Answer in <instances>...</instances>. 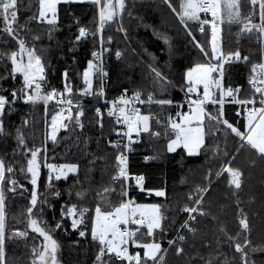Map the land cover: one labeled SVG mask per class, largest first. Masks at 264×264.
Here are the masks:
<instances>
[{
    "label": "trees",
    "instance_id": "obj_1",
    "mask_svg": "<svg viewBox=\"0 0 264 264\" xmlns=\"http://www.w3.org/2000/svg\"><path fill=\"white\" fill-rule=\"evenodd\" d=\"M243 17L251 16L253 22L258 23V15L253 13L252 6L248 0H240ZM174 6L179 10V0H172ZM19 15L18 24L26 25L30 31L20 30L21 38L27 40L29 45L35 44L38 53L40 49L47 62L46 75L48 83L45 90L55 87L59 91L64 90L63 72H68V81L73 88L74 102H79L83 108L84 116L81 121L83 129L70 125L67 132L63 129L57 136V141L53 143L47 139V162L48 163H76L79 164V172L68 177L67 180H53L55 187L51 191H59L61 195L55 197L49 194L47 189L48 169L41 167L39 179V192L48 197V204L44 205L43 219L49 224H54L61 220V209L66 205L76 203L79 207H89L94 209L100 202V195L105 187L115 188V192L107 193L111 204H118L121 199H132L136 204H160L161 211L166 216L164 226L167 231L162 235L157 234V239L161 241L163 249L167 250L168 241L171 240L180 228L185 217L180 209L191 202L188 197L195 195V189L206 187L208 183L205 178L211 171V191L207 193L202 207L206 215L199 218L196 225V234H191L188 240L180 245L185 251L181 255H176L175 247L171 248L164 260V264H208L212 260L213 264H222L225 259L229 264H241L240 254L235 251L234 243L243 242L245 233L243 232L239 220L246 216L250 225L251 240L246 251L249 252V260L256 264H264V251L252 252L251 248H264V216H262L260 204L264 205V185L258 189V194L252 196L256 185L251 183L250 189L245 185V177H242V187L236 190L230 185L231 177L227 172H221L217 179V173L230 164L234 168L244 170L249 165L264 164L255 150L246 145L241 148L242 143L239 138L229 130L210 132L206 136L205 148L200 150L199 156H188L184 149H179L176 153L170 154L166 150L168 138L165 136L154 137L150 134H142L140 142L134 145V151L130 158V173L132 176H144V189L139 191L131 184H115L111 177L116 173L115 156L116 149L108 145L109 140H113V129L116 124L112 118L103 111L102 97L93 96L88 99L85 95H79L81 89L85 87L82 73L87 68L89 60H93L92 52L99 49L98 41L92 37L81 40L73 45L75 36L78 35V27L85 26L93 31L98 27V9L91 3L60 4L58 6L59 24L57 31L52 33V40H49L47 31L51 27L46 23H37L30 17L37 15L39 10L38 0H18ZM127 8L123 17V26L127 30V38L122 31H118V24L108 23L104 28L105 47H110L111 52L107 55L108 79L105 84V99L108 101L116 99L125 89L131 94L135 91L141 93H154L155 98H171L172 105L160 106L152 104L144 114L151 112L153 116V131L163 133V125L171 118L174 120L179 111L177 105L181 102L183 95V74L196 63L206 62L205 58L195 46L192 36L196 41L208 47L210 40V27H205L203 34L199 31L197 22H189L186 29L179 21L178 17L168 8L164 0H126ZM132 15H127V12ZM211 19V16H210ZM79 21V24L76 23ZM4 23L0 19V29ZM191 31L192 36L188 35ZM39 35L38 41H33L32 36ZM112 37L111 45H106L107 37ZM162 36L168 37L171 47L165 44ZM223 47L225 52L239 49L241 55H247V63H237L231 66L226 65L225 83L233 87L242 88L241 96L251 95L248 85V78L251 65L261 60V49L259 37L255 31L251 34L242 33L238 24L229 25L227 22L222 26ZM4 41H7L5 43ZM17 45L6 33L0 31V49L4 51L15 50ZM121 51V58L115 56L116 51ZM158 69L164 76L172 81L170 85H161L151 68ZM11 69L10 61L6 58L0 59V75H8ZM3 87H20L22 78L17 75L15 80L11 77L2 81ZM99 86L97 78H94L93 90ZM7 95L8 93H4ZM51 103V102H49ZM213 110V106L209 105ZM14 110L5 118L6 129L12 136L0 137V156H3L6 164H13L17 169L26 166L27 158L21 154L12 156V152L19 150L16 148L15 129L21 126L24 119L30 121V125L25 129L29 146L40 147L45 144L47 126L51 115L58 108L54 103L45 106L40 103L24 105L21 100H17L13 105ZM102 108L104 113V128L101 129L97 123L96 109ZM239 106L225 103L224 118L234 126L244 130L246 116L239 114ZM76 109L73 108L75 114ZM160 124L156 123V119ZM207 128L211 129L212 124L205 121ZM171 136V133H169ZM220 152L214 154L216 146ZM225 151L227 155H225ZM43 155V153H42ZM235 156V159H233ZM145 157H158L148 159ZM258 169V168H257ZM195 172L206 171L196 177ZM193 173V175H192ZM24 185L27 191L18 189L17 193H6V237H5V259L7 264H32L35 259L32 249H39L43 238L34 233L28 227L26 209L29 206V197L32 185L25 183V173L19 171L11 174ZM192 177H191V176ZM264 184V176L261 177ZM215 182V183H214ZM127 189L128 195L121 197V188ZM87 191L88 195L84 199H78L77 191ZM163 190L165 196L157 197L155 191ZM251 193L250 194L248 193ZM71 193V195H69ZM261 193V194H260ZM262 197V199H261ZM252 217H251V207ZM242 210V211H241ZM35 216L36 213L34 212ZM94 215L89 211L85 216V223L80 226L86 231V236H79V229L73 231L70 218L63 220L64 228L53 233L54 238L60 244L58 252L59 264H94L97 253V244L92 241L90 227L91 221L88 219ZM214 217V218H213ZM257 226V228H256ZM66 229V230H65ZM224 229L225 231H221ZM146 231V229H142ZM17 232H25L26 236L15 235ZM236 237L239 234V241H229L227 236ZM150 240V237H143ZM135 251H141L136 249Z\"/></svg>",
    "mask_w": 264,
    "mask_h": 264
},
{
    "label": "snow or ice",
    "instance_id": "obj_2",
    "mask_svg": "<svg viewBox=\"0 0 264 264\" xmlns=\"http://www.w3.org/2000/svg\"><path fill=\"white\" fill-rule=\"evenodd\" d=\"M91 3L98 9V27L95 31L85 27H78V35L75 36L73 45L78 44L81 40H87L92 37L94 41H98L100 47L92 52L93 60H89L87 68L82 73L83 83L85 87L80 90L79 95H95L105 97L106 93L103 84L99 86L97 91L93 90L94 78L101 79L107 76L104 71V54L111 52L110 47H105V37L103 35L105 25L108 23L118 24V31L124 33L127 38V30L123 26V17L126 12V0H38V14L30 17L37 23H46L51 26L47 35L52 40V33L59 30L58 6L73 3ZM168 8L178 17L180 23L189 28V22H197L201 34L205 32V25L210 27V40L208 47L196 41L191 31L188 35L192 36L195 46L199 49L206 62L196 63L189 67L183 74L182 91L185 92V102L188 106L186 113L177 112L179 120L168 119L163 125L164 131H153L151 112L142 114L137 104H157L160 106L172 105L171 98H155L154 93H149L142 98L140 91H135L131 97L127 96V89L124 94L117 99L108 101L111 107L107 111V116L114 118L116 125H122V128H115V134L120 139L109 140L108 145L116 149V173L111 177L113 182H121L130 179L127 171L128 155L133 152L134 144L140 142L142 134H150L154 137L162 135L168 138L166 150L174 153L177 149H184L188 156H199L200 150L205 148L206 136L210 132H219L221 130H230L242 142L240 147L245 144L264 160V62L254 63L251 65V71L248 78V85L251 95L242 97L240 86L233 87L225 83L226 73L228 69L226 65L231 66L237 63H247L249 57L242 56L239 49L235 51L225 52L223 47L222 26L227 22L229 25L238 24L241 26L242 33L251 34L255 31L259 38L264 39V0H248L252 6L253 13L258 15L259 22H253L251 16L243 17L241 12L240 0H179V10L173 5L172 0H164ZM18 0H0V19L3 20L4 27L0 31L7 34L12 41H15L17 48L15 50L4 51L0 49V59L6 58L10 61L11 69L8 75H0V137L12 136V133L6 129L5 118L14 110L17 100H21L25 104L33 106L42 103L45 106V114L47 113V105L49 102L55 101L58 105H63L58 112L51 118L50 137L46 134L45 144L40 147L29 146L25 129L29 127L30 121L24 119L21 126L15 129L16 148L19 153L14 150L11 154L15 157L21 154L27 158L26 166L17 169L13 164L5 163L3 156H0V264H7L5 259V237H6V193H17L18 189L28 191L23 184L19 182L11 174L19 171L26 173L32 185L29 197V206L26 209L28 227L34 233L43 238L39 249L33 248L32 254L34 260L32 264H59L58 252L60 244L54 238L53 233L64 228L63 220L70 218L71 228L73 231L79 229V236L85 237L86 231L80 226L85 223V216L89 211H93L94 215L88 219L91 221L90 233L91 239L97 244V253L95 255L94 264H164L166 250L163 249L162 243L157 239V234L162 235L167 231L164 226L166 216L161 211L160 204H136L132 199H121V201L113 205L108 199L107 193L115 192L116 189L105 187L100 195V202L94 209L89 207H79L76 203L70 206L66 205L61 209V220L54 224H49L43 219L44 205L48 204V197L41 199L42 193L39 192V179L41 175V167L48 169L47 189L49 194L59 197L61 193L51 191L55 187L53 180H67L69 174L79 172V164L76 163H48L47 162V139H51L53 143L57 141V134L60 129L67 132L70 125L83 129L84 124L81 117L84 111L79 102H74L73 88L68 81V72L64 71V90L59 91L55 87L45 90L48 83L47 62L42 54L44 49L37 51L35 44L29 45L26 39L21 38L20 30L30 31L26 25L18 24L19 15ZM204 14L202 18L201 14ZM210 14L211 19L206 17ZM127 15L131 16L129 11ZM79 24V21H76ZM165 44L171 47L168 37H161ZM39 35H33L32 40L38 41ZM7 43V41H4ZM112 37H107V44L111 45ZM115 56L119 59L122 56L121 51H116ZM95 61V62H94ZM158 82L163 85H170L172 81L164 76L158 69L151 68ZM19 75L22 78L20 87L9 86L4 88L2 81L7 80L9 76L15 80ZM8 93L5 95L4 93ZM233 103L243 107L246 113V124L244 130L239 126H234L224 118L225 103ZM209 105L216 106L213 113L209 109ZM183 108L184 105H177ZM73 108L76 109L75 114ZM239 115V113H237ZM97 123L101 129L104 128V113L99 108L96 109ZM212 124V128H207L205 121ZM156 123L160 124L157 118ZM171 133V136H169ZM220 148L217 145L214 154L218 155ZM43 153V155H42ZM227 155V152L224 153ZM158 157H145L148 159H156ZM235 159V156H233ZM221 172H227L230 179V185L236 190L242 187L243 172L239 168H234L230 164L225 165ZM211 171L208 173V186L197 187L195 195L190 194L188 199L191 206L185 204L180 211L187 213V217L180 225L177 232L176 240H169L168 245L171 248L177 245V241L184 242L186 236L180 234V231L186 230L193 235L196 234V228L192 226V222L197 220V216H205L207 213L202 207L205 194L210 190ZM144 176L135 177L136 184L140 191H145L143 187ZM71 195V193H69ZM88 195L87 191L81 190L76 192L78 199H84ZM128 195L127 189L121 188V197ZM157 197L165 196L163 190L155 191ZM242 211V210H241ZM36 213L34 216L33 213ZM214 218V217H213ZM243 232L246 234L244 241L235 242L234 248L240 254L241 264H256L255 261L249 260V252L246 251L251 240L248 239L250 234V225L246 216H242L239 220ZM135 225V228H130ZM146 229V231H141ZM66 230V229H65ZM221 231H225L221 229ZM15 235L26 236L25 232H17ZM229 241H239V234L236 237L227 235ZM150 237V240H144L143 237ZM130 247L141 249V251L130 252ZM176 255L184 253L183 246L175 247ZM252 252L264 251V248H251ZM208 264H213L212 260ZM222 264H229L227 259Z\"/></svg>",
    "mask_w": 264,
    "mask_h": 264
},
{
    "label": "built area",
    "instance_id": "obj_3",
    "mask_svg": "<svg viewBox=\"0 0 264 264\" xmlns=\"http://www.w3.org/2000/svg\"><path fill=\"white\" fill-rule=\"evenodd\" d=\"M201 16H202V18H204V14L202 13L201 14ZM207 19H209L210 20V14L206 17ZM207 25H205V27H206ZM106 45L108 46V44L106 43ZM259 45H260V49H261V60L258 62V63H260V62H264V39H262V38H259ZM107 55H108V52H105V54H104V64H103V67H104V71H106L107 72V76H105V77H103L102 78V80L101 79H98L97 78V82L99 83V86L101 85V83L103 84V88L105 87V84L107 83V79H108V70H107V68H106V65H107ZM95 62V61H94ZM99 86H98V88H97V90L99 89ZM250 88V87H249ZM96 90V91H97ZM242 91V90H241ZM124 94V92L121 94V95H123ZM121 95H119V96H121ZM148 95V94H147ZM147 95H142V98H145ZM88 99H91V98H93V96L94 95H85ZM118 96V97H119ZM127 96L128 97H131L132 96V94L131 93H129L128 91H127ZM117 97V98H118ZM116 98V99H117ZM106 99H105V97H102V106H103V111H105V113L107 114V111H108V109L111 107V105L110 104H106L104 101H105ZM23 103V102H22ZM51 103H54L57 107H59V108H61V107H63V105H58V104H56V102L55 101H52ZM51 103H49V104H51ZM24 105H30V104H25V103H23ZM48 104V105H49ZM154 104V103H153ZM230 104H233V103H230ZM152 105V104H151ZM151 105H149V104H143V105H141V104H137L136 105V107H138L139 109H140V111H141V113L142 114H144V112H145V110L147 109V108H149ZM178 105H184V107L183 108H179V111L178 112H183V113H186L187 111H188V106H187V103L185 102V94L183 95V98H182V100H181V102L178 104ZM233 105H237V104H233ZM237 106H239V108H240V110H239V114H244L245 116H246V113L244 112V110H243V107L242 106H240V105H237ZM100 110H101V112H102V108H99ZM180 117L176 114L175 115V117H174V119L176 120V119H179ZM112 120L114 121V118H112ZM122 128V125H116V128ZM117 139H120V137H117L116 136V134L114 133V137H113V140H117ZM136 144H138V143H136ZM136 144H134V145H136ZM134 145L132 146V147H134ZM132 154H133V152H130V153H127V155H128V168H127V171H128V173H129V175H130V179H128V180H126V181H121V182H114L115 184H119V183H124V184H131V182L133 181L134 182V187H136L139 191H140V189H139V187L137 186V184H136V180H135V177L136 176H132L131 175V173H130V158H131V156H132ZM116 171H117V169H116ZM211 179V181H212V177L210 178ZM218 180V178L215 180V182ZM144 182H145V180H144ZM144 182H143V187H144ZM205 182H207V183H209V180H208V177H206L205 178ZM214 182V183H215ZM208 193V192H207ZM207 193L205 194V197H204V199L206 198V195H207ZM182 214L184 215V217H185V219H186V217H187V213H183L182 212ZM201 216H197V220L195 221V222H192V226L193 227H195L196 228V225H197V223H198V220H199V218H200ZM184 219V220H185ZM184 222V221H183ZM130 228H135L136 226L135 225H130L129 226ZM142 230V229H141ZM179 230H180V228H179ZM178 230V231H179ZM177 231V232H178ZM180 234H182V235H185L186 236V240L184 241V242H180V241H177V245H182V244H184L187 240H188V238H189V236L192 234V233H189V232H187L186 230H183V231H180ZM177 239V233L174 235V237L171 239V240H176ZM174 246H176V245H173L171 248H173ZM170 247H169V245H168V248H167V250H170L171 249ZM130 252H135V250H136V248H134V247H130Z\"/></svg>",
    "mask_w": 264,
    "mask_h": 264
},
{
    "label": "rangeland",
    "instance_id": "obj_4",
    "mask_svg": "<svg viewBox=\"0 0 264 264\" xmlns=\"http://www.w3.org/2000/svg\"><path fill=\"white\" fill-rule=\"evenodd\" d=\"M96 21L98 22V18L96 19ZM94 83V82H93ZM142 95H147L146 93H142ZM29 106V105H28ZM48 106V105H47ZM212 106V105H211ZM214 108H213V113H215V111H216V106H213ZM60 110V108L58 107L57 109H56V111L55 112H53L52 113V115H51V118H52V116L53 115H55L56 114V112H58ZM51 118H50V120H49V123H48V126H47V135L50 137V132H51V129H50V124H51ZM180 119V118H179ZM179 119H176V120H179ZM175 120V119H174ZM62 129H60L59 131H58V134L60 133V131H61ZM230 131V130H229ZM58 134H57V136H58ZM49 141H51V139L49 138ZM246 145V144H245ZM247 146V145H246ZM248 148H250L249 146H247ZM179 149H177V151H178ZM176 151V152H177ZM176 152H174V153H176ZM174 153H170V154H174ZM258 168V169H257ZM242 172H243V175H244V177H245V185H246V187H247V189H250V186H251V183L253 184V185H256V189H254L253 190V192H251L252 193V196H254L255 195V193H257L258 194V189H259V187L261 186V185H264L262 182H261V177L262 176H264V164H262V163H259V164H256L255 166H253V165H249V167L248 168H246V169H244V170H242ZM194 173H195V175H196V177H198L199 175H201V174H205L206 173V171H204V172H202V171H197V172H195L194 171ZM71 175H74V174H69V176H71ZM192 175H193V173H192ZM221 175V174H220ZM220 175L217 177V178H219L220 177ZM68 176V177H69ZM191 176V175H190ZM192 177V176H191ZM61 180H64V179H61ZM25 183H27L28 185H29V179L28 178H26V173H25ZM211 189L212 188H210V190L208 191V192H210L211 191ZM29 193V189H28V191H27V194ZM249 194H250V196H251V193L250 192H248ZM261 194V193H260ZM261 199H262V197H261ZM252 208H255V206H252L251 207V210H250V213H251V211H252ZM256 209V208H255ZM260 210V212H261V214H262V216H264V205H262V204H260V208H259ZM251 217H252V213H251ZM252 220H253V217H252ZM262 220H264V218L262 219ZM242 228V227H241ZM256 228H257V226H256ZM142 231V230H141ZM169 250H166V252H168Z\"/></svg>",
    "mask_w": 264,
    "mask_h": 264
},
{
    "label": "crops",
    "instance_id": "obj_5",
    "mask_svg": "<svg viewBox=\"0 0 264 264\" xmlns=\"http://www.w3.org/2000/svg\"><path fill=\"white\" fill-rule=\"evenodd\" d=\"M85 3H88V2H85ZM61 4H63V3H61Z\"/></svg>",
    "mask_w": 264,
    "mask_h": 264
}]
</instances>
